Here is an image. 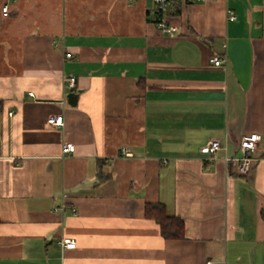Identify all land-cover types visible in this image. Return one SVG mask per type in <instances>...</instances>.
<instances>
[{"label":"crops","instance_id":"0c3cea01","mask_svg":"<svg viewBox=\"0 0 264 264\" xmlns=\"http://www.w3.org/2000/svg\"><path fill=\"white\" fill-rule=\"evenodd\" d=\"M168 22L153 0H0V264H264V0ZM159 204L183 238L147 217Z\"/></svg>","mask_w":264,"mask_h":264},{"label":"built area","instance_id":"2783aa9c","mask_svg":"<svg viewBox=\"0 0 264 264\" xmlns=\"http://www.w3.org/2000/svg\"><path fill=\"white\" fill-rule=\"evenodd\" d=\"M206 0H153L156 6V25L157 27L168 34H175L178 30L176 27L168 22V11L171 4L189 5L196 2H204ZM3 16H8L9 6L6 5L2 9ZM228 18L230 21L236 20V16L232 11L228 12ZM71 54H67V58H70ZM211 63L215 66H223L227 63V58L214 57L211 59ZM76 83L75 78L68 80V87L74 88ZM32 95V94H31ZM47 123L51 127H61L64 125V118L62 115H55L48 118ZM261 137L258 133H249L242 137L239 144V157L235 159L237 163V173L241 176L247 175L254 163L257 161L255 158L257 148ZM222 149L221 142L219 140H212L203 149L202 152L209 155H214L217 151ZM75 151V146L68 143L63 146L64 153H72ZM125 155H129L126 149H123ZM74 214L76 213L73 210ZM60 245L65 249H75L77 244L72 239H64ZM207 264H213L208 262Z\"/></svg>","mask_w":264,"mask_h":264},{"label":"trees","instance_id":"16d2710c","mask_svg":"<svg viewBox=\"0 0 264 264\" xmlns=\"http://www.w3.org/2000/svg\"><path fill=\"white\" fill-rule=\"evenodd\" d=\"M146 214L148 218L154 219L161 228L162 235L166 239H181L184 236V223L181 219L169 214L165 206L148 205Z\"/></svg>","mask_w":264,"mask_h":264}]
</instances>
